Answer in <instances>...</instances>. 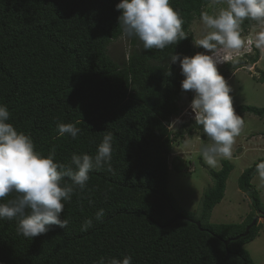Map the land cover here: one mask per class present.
I'll list each match as a JSON object with an SVG mask.
<instances>
[{
	"label": "trees",
	"instance_id": "obj_1",
	"mask_svg": "<svg viewBox=\"0 0 264 264\" xmlns=\"http://www.w3.org/2000/svg\"><path fill=\"white\" fill-rule=\"evenodd\" d=\"M211 1L170 0L184 20L187 38L159 50L144 49L137 36H130V59L120 63L109 54V45L124 34L116 7L121 0H0V106L10 113L6 122L28 135L42 156L55 149L58 164H69L73 154L94 157L103 136L111 133L115 173L107 165L93 168L86 186L76 187L71 199L62 201L66 229L53 225L30 239L17 232L19 216L0 219V264H99L101 259L108 264L125 256L132 264H255L245 244L259 235L264 222L238 237L254 215L241 222L210 220L224 198L231 160L222 159L220 169L202 162L213 185L204 192L199 216L182 211L168 188L171 166L185 170L183 158L170 161L174 143L194 130L203 132L195 120L176 132L170 128L171 118L182 111L184 94L191 93L182 89L185 76L171 56L182 59L205 51L194 46L191 26ZM253 24L245 20L242 34ZM255 51L219 72L227 80L238 68L256 64ZM258 79L264 83L263 70ZM235 111L241 117L264 116V107L255 105H238ZM60 123L81 131L75 139L61 136ZM262 160L244 169L238 185L255 214L264 218V203L253 183ZM61 183L71 181L65 177ZM100 209L104 215L97 220ZM87 219L92 227L82 231Z\"/></svg>",
	"mask_w": 264,
	"mask_h": 264
},
{
	"label": "clouds",
	"instance_id": "obj_2",
	"mask_svg": "<svg viewBox=\"0 0 264 264\" xmlns=\"http://www.w3.org/2000/svg\"><path fill=\"white\" fill-rule=\"evenodd\" d=\"M212 2L225 6L215 14L201 13L204 34L194 44L205 51L182 59L173 54L171 62L179 60L181 64L185 76L182 89L195 93L190 105L194 120L211 141L202 146L201 155L209 166L216 167L219 159H232L236 138L245 125L233 106L232 89L217 66L234 62L253 47L264 53V0ZM116 7L121 11L119 25L124 34L137 36L144 49L163 50L188 36L184 20L170 0H121ZM245 20L255 22L247 37L242 34ZM9 116L7 108L0 106V200L12 193L17 195L9 203H0V219L13 220L19 216L17 232L30 239L46 234L53 225L66 229L69 221L61 219L62 201L70 200L76 187L86 186L93 168L107 165L106 170L115 174L110 163L112 134L103 136L94 157L73 154L69 164H58L53 160L55 149L48 157L36 152L32 139L6 122ZM58 131L61 136L68 134L75 139L81 130L72 123H60ZM256 171L264 184V160L256 165ZM65 177L71 183L62 185ZM103 215L104 210L100 209L96 219L101 220ZM92 224V219L85 220L81 230L86 231ZM99 264L105 261L101 259ZM108 264H132V258H112Z\"/></svg>",
	"mask_w": 264,
	"mask_h": 264
},
{
	"label": "rangeland",
	"instance_id": "obj_3",
	"mask_svg": "<svg viewBox=\"0 0 264 264\" xmlns=\"http://www.w3.org/2000/svg\"><path fill=\"white\" fill-rule=\"evenodd\" d=\"M224 6L222 4H213L211 1L207 6L206 12L215 14L220 7ZM254 27L255 22L248 32L243 35L245 37L250 35ZM191 30L195 39L202 37L204 31L201 18L194 20ZM194 46L196 45L194 44ZM130 50V36L125 34L119 39L112 41L109 45V54L120 63L128 57ZM255 50L256 48L253 47L252 55H255ZM197 52L199 51L196 50L195 54ZM258 54L259 60L256 64L238 68L227 79L232 89L230 95L233 98L234 108L243 104L264 107V83L258 79L259 70L264 71V53H261L258 49ZM217 67L219 70L223 68L220 65ZM190 92L185 93L179 103L182 111L171 118L170 128L174 132L182 128L181 124L190 120L188 112L191 110V101L195 96L194 92ZM242 118L245 122L244 131L236 138L231 159L234 168L227 179L224 198L212 211L210 220L213 223L241 222L248 215H254V217L257 215L251 206L248 195L239 188L238 179L244 169L251 166L259 158L264 159V116L245 113ZM188 123L189 125L192 124L191 122ZM186 128L187 126L183 129L185 130ZM209 143L211 141L204 132L194 130L192 135L185 134L184 138L174 143L170 155L171 162L173 158H183L185 170L178 172L171 166L168 188L177 206L182 211L193 213L196 216L201 213L204 192L213 185V178L202 164L205 160L201 155L202 146ZM221 160L219 159L218 165L213 168L220 169L222 167ZM253 183L259 190L264 203V184L261 183L258 174L253 178ZM258 222H264V218L261 215ZM245 247L250 252L255 264H264V223L259 235L251 242L246 243Z\"/></svg>",
	"mask_w": 264,
	"mask_h": 264
},
{
	"label": "water",
	"instance_id": "obj_4",
	"mask_svg": "<svg viewBox=\"0 0 264 264\" xmlns=\"http://www.w3.org/2000/svg\"><path fill=\"white\" fill-rule=\"evenodd\" d=\"M260 214H262V213H258V214L253 218L252 222L247 226L246 231H245L244 233L240 234L238 237H240V236H245V235H247V234L249 233V230H250L255 224L258 223V221H259V217H260ZM177 217H181V215L177 214ZM197 224H198L199 226L201 225L199 221L197 222ZM229 241H230V239L225 240V243L228 244Z\"/></svg>",
	"mask_w": 264,
	"mask_h": 264
},
{
	"label": "built area",
	"instance_id": "obj_5",
	"mask_svg": "<svg viewBox=\"0 0 264 264\" xmlns=\"http://www.w3.org/2000/svg\"><path fill=\"white\" fill-rule=\"evenodd\" d=\"M188 115L190 116V120H194V112L192 111V109L191 110H189V112H188Z\"/></svg>",
	"mask_w": 264,
	"mask_h": 264
}]
</instances>
